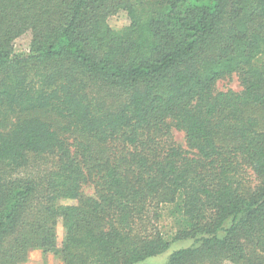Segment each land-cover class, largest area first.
Masks as SVG:
<instances>
[{"label": "trees", "instance_id": "obj_1", "mask_svg": "<svg viewBox=\"0 0 264 264\" xmlns=\"http://www.w3.org/2000/svg\"><path fill=\"white\" fill-rule=\"evenodd\" d=\"M162 205L161 264H264V0H0V264H136Z\"/></svg>", "mask_w": 264, "mask_h": 264}, {"label": "rangeland", "instance_id": "obj_2", "mask_svg": "<svg viewBox=\"0 0 264 264\" xmlns=\"http://www.w3.org/2000/svg\"><path fill=\"white\" fill-rule=\"evenodd\" d=\"M109 25L115 29L120 30L122 27L128 24V18L124 11H118L115 14H112L108 17ZM29 42V36L24 35L15 42V50L16 51H23L27 49ZM216 88L218 90H226V89H233V90H240L241 86L237 75L232 74L230 76L224 77L222 79L217 80ZM172 136L174 141L179 144L184 150H189L183 131L172 128L171 129ZM51 163L49 161L38 160L34 161L29 165V167L23 172L24 175L29 174H38L45 171L47 168H50ZM82 192L87 195H93L94 189L91 184L85 185L82 188ZM61 203H67L66 201L62 200ZM162 216L159 221V228L163 232L166 239L170 240L169 247L150 257L145 258L144 260L136 263V264H161L164 263L170 253L178 248L189 246L192 243V239H181L176 240L172 239V234L176 229L175 225V218L176 215L174 213L175 208L173 205H162L160 207ZM56 233H57V245L61 244L63 238V227L60 223L56 226ZM20 264H63L61 259L52 252H43L41 249H32L28 252L27 260L20 263ZM224 264H231V263H224Z\"/></svg>", "mask_w": 264, "mask_h": 264}]
</instances>
